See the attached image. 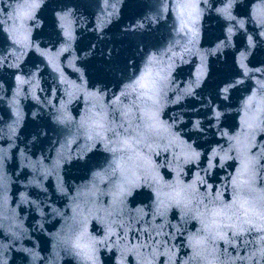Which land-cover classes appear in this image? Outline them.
<instances>
[{"label":"water","instance_id":"95a60500","mask_svg":"<svg viewBox=\"0 0 264 264\" xmlns=\"http://www.w3.org/2000/svg\"><path fill=\"white\" fill-rule=\"evenodd\" d=\"M0 264H264V0H0Z\"/></svg>","mask_w":264,"mask_h":264},{"label":"snow or ice","instance_id":"6c2138e0","mask_svg":"<svg viewBox=\"0 0 264 264\" xmlns=\"http://www.w3.org/2000/svg\"><path fill=\"white\" fill-rule=\"evenodd\" d=\"M177 195L179 196V195H180V193H177Z\"/></svg>","mask_w":264,"mask_h":264}]
</instances>
